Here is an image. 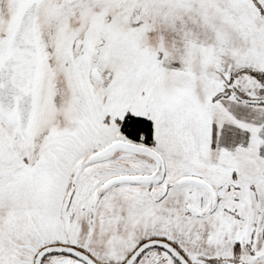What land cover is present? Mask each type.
Segmentation results:
<instances>
[{
	"label": "snow or ice",
	"instance_id": "snow-or-ice-1",
	"mask_svg": "<svg viewBox=\"0 0 264 264\" xmlns=\"http://www.w3.org/2000/svg\"><path fill=\"white\" fill-rule=\"evenodd\" d=\"M0 264H264V0H0Z\"/></svg>",
	"mask_w": 264,
	"mask_h": 264
}]
</instances>
